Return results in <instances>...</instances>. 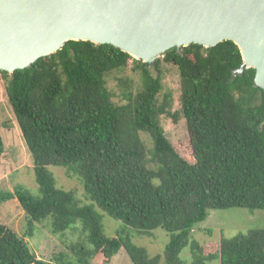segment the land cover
I'll return each instance as SVG.
<instances>
[{"label": "trees", "instance_id": "obj_1", "mask_svg": "<svg viewBox=\"0 0 264 264\" xmlns=\"http://www.w3.org/2000/svg\"><path fill=\"white\" fill-rule=\"evenodd\" d=\"M177 67L181 78L180 111L172 94L160 99V65ZM243 58L230 40L214 47L192 43L171 48L152 67L111 44L68 41L25 69L0 71L5 91L30 152L41 196L22 185L0 190L3 203L17 199L25 212L23 236L0 224V264H109L124 248L133 264H264V228L222 235L217 253L206 254L191 240L196 223L210 209L264 210V90L256 70L233 74ZM132 66L140 81L120 77L122 103L109 77ZM186 119L188 135L172 141L162 116ZM142 133L152 142L147 147ZM5 139L0 126V155ZM65 166L78 175L98 207L138 232L163 228L169 235L164 255L150 256L130 233L108 237L95 204L83 205L75 190L58 188L48 167ZM50 221L55 234L77 229L86 244L74 242L51 261L39 258L26 238Z\"/></svg>", "mask_w": 264, "mask_h": 264}, {"label": "water", "instance_id": "obj_2", "mask_svg": "<svg viewBox=\"0 0 264 264\" xmlns=\"http://www.w3.org/2000/svg\"><path fill=\"white\" fill-rule=\"evenodd\" d=\"M71 40L111 44L151 68L166 51L230 40L264 90V0H0V71L25 69Z\"/></svg>", "mask_w": 264, "mask_h": 264}, {"label": "rangeland", "instance_id": "obj_3", "mask_svg": "<svg viewBox=\"0 0 264 264\" xmlns=\"http://www.w3.org/2000/svg\"><path fill=\"white\" fill-rule=\"evenodd\" d=\"M130 66L122 72H114L109 77V87L114 92V100L122 103V88L119 86L120 77H129L134 80L138 87L140 74ZM155 75L159 74L154 67L151 68ZM162 76V90L160 99L164 94L171 93L173 98L172 111L179 112L181 107V78L177 67L163 62L160 65ZM162 125L166 135L174 142L185 140L188 135L186 119L179 113L177 122L171 117L162 116ZM0 126L5 139V152L0 155V190L10 191L17 185H22L33 195L41 196L40 187L36 181L33 159L27 149L19 125L15 119L5 91V80L0 73ZM147 147L152 146L150 137L142 133ZM54 175L58 188L66 191L75 190L76 197L83 205L95 204V208L101 217L104 233L108 237L118 234L130 233L132 242L144 247L152 257L164 255L170 235L163 228L148 230L147 233L138 232L133 227L127 226L123 221L117 220L102 210L91 200L86 193L83 180L76 174L69 172L68 167H48ZM6 224L15 230L20 236L26 232L25 212L17 199H11L3 203L0 211V224ZM38 227L32 237H27L31 250L39 257L51 261L53 255L60 251L71 252L70 247L74 242L86 244L85 235L76 228L64 234H55L52 231L49 220ZM264 228V210L251 211L247 208L233 207L228 209H210L207 218L195 224L191 240L200 243L205 253H217L222 235L226 238L234 237L239 233H248L250 230ZM180 257L184 264H191L192 253L190 247H185ZM90 264H100L97 258L91 259ZM109 264H133L124 248L114 255ZM210 264H219L215 258Z\"/></svg>", "mask_w": 264, "mask_h": 264}, {"label": "crops", "instance_id": "obj_4", "mask_svg": "<svg viewBox=\"0 0 264 264\" xmlns=\"http://www.w3.org/2000/svg\"><path fill=\"white\" fill-rule=\"evenodd\" d=\"M3 134V133H2ZM3 137H4V135H3Z\"/></svg>", "mask_w": 264, "mask_h": 264}]
</instances>
